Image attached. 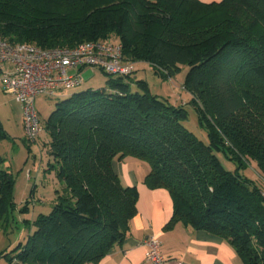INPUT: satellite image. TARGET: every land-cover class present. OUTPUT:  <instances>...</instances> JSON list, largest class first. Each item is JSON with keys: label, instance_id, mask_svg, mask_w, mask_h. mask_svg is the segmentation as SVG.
<instances>
[{"label": "trees", "instance_id": "1", "mask_svg": "<svg viewBox=\"0 0 264 264\" xmlns=\"http://www.w3.org/2000/svg\"><path fill=\"white\" fill-rule=\"evenodd\" d=\"M0 39L44 50L118 42L126 62L168 79L186 66L181 87L207 133L204 143L184 126L185 104L171 106L131 76L58 101L45 131L62 191L10 263L96 264L121 246L138 194L112 162L132 158L148 167L144 185L172 199L164 229L207 232L241 264H264V196L218 158L251 159L264 178V0H0ZM3 164L0 156V221L13 192Z\"/></svg>", "mask_w": 264, "mask_h": 264}, {"label": "rangeland", "instance_id": "2", "mask_svg": "<svg viewBox=\"0 0 264 264\" xmlns=\"http://www.w3.org/2000/svg\"><path fill=\"white\" fill-rule=\"evenodd\" d=\"M137 64L135 68L137 70ZM188 68L183 66L181 71L172 78L157 76L152 70L137 72L131 76L134 81L143 80L147 83L151 94L166 100L168 104L184 107L188 119L184 122L186 129L204 143H207V133L199 125L198 117L190 105L191 96L182 89ZM84 83L69 91H60L54 98L43 95L35 100V109L41 126L37 142L29 145L24 138L22 128V109L13 96L5 94L0 89V128L7 139H0V156L4 158L3 168L11 173L13 178L12 201L6 218L0 221V264H13L10 259L19 243H24L32 222L38 215L51 212L55 202V192L62 191V184L56 177L55 169L50 167L54 161L48 152V135L45 122L54 109L55 103L64 98L85 90L106 88L107 80H116L99 70L87 69L81 74ZM135 89V84H131ZM260 103H263L260 101ZM218 158L223 167L231 173L238 174L257 186L264 196V178L253 160L242 157L243 166L225 158L219 153Z\"/></svg>", "mask_w": 264, "mask_h": 264}, {"label": "built area", "instance_id": "3", "mask_svg": "<svg viewBox=\"0 0 264 264\" xmlns=\"http://www.w3.org/2000/svg\"><path fill=\"white\" fill-rule=\"evenodd\" d=\"M99 70L108 76L128 77L135 64L126 62L118 42L88 41L73 48L44 50L28 44L11 45L0 39V88L14 97L22 109V127L29 145L41 133L35 100L38 96L57 97L83 82L82 72ZM149 264H184L167 259L160 242L153 236L142 242Z\"/></svg>", "mask_w": 264, "mask_h": 264}, {"label": "crops", "instance_id": "4", "mask_svg": "<svg viewBox=\"0 0 264 264\" xmlns=\"http://www.w3.org/2000/svg\"><path fill=\"white\" fill-rule=\"evenodd\" d=\"M198 1L209 4L221 0ZM146 70H152L151 66L138 63L135 73ZM112 169L124 187L136 188L137 213L130 221L123 244L96 264H149L142 242L151 236L160 242L161 252L167 259L184 264H241L233 248L217 236L180 223L164 229L172 216V199L166 190H150L144 185L148 173L145 163L126 158L113 161Z\"/></svg>", "mask_w": 264, "mask_h": 264}]
</instances>
